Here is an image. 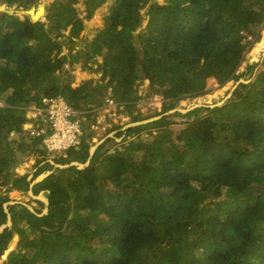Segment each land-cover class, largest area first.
I'll use <instances>...</instances> for the list:
<instances>
[{"label": "trees", "instance_id": "obj_1", "mask_svg": "<svg viewBox=\"0 0 264 264\" xmlns=\"http://www.w3.org/2000/svg\"><path fill=\"white\" fill-rule=\"evenodd\" d=\"M106 1L86 0L85 5ZM35 2L0 0L4 192L29 189L27 173H14L8 180L11 145L34 152L22 137L17 143L9 140L11 132L22 130L27 106H39L43 96L60 95L88 114L83 119L90 118L105 102L106 87L116 105L133 106L145 79L144 97L162 98V108L154 113L159 114L179 100L201 96L210 77L220 86L242 77L238 67L252 43L242 32L258 38L264 23V0H113L106 29L91 39L87 55V60L102 58L101 82L88 79L72 86L68 57L61 52L68 43L76 49L72 36L83 29L73 7L79 0L50 3L48 27L27 14L19 17L1 9L4 4L30 8ZM145 6L147 22L137 31L135 20ZM84 10L86 19L93 17L94 8ZM206 110L184 114V128L172 140L177 123L172 116L128 127L118 135L136 139L121 149L105 148L112 141L106 139L85 168H58L35 183V194L48 191L47 213L38 216L23 204L8 205L12 224L0 233L3 264H264V61L249 83ZM154 114L132 116L131 121ZM143 131L155 134L141 138ZM86 135L79 149H69L74 158L55 161L85 162L91 146ZM4 199L8 197L0 198V225L6 222ZM14 233L25 252L8 247Z\"/></svg>", "mask_w": 264, "mask_h": 264}, {"label": "rangeland", "instance_id": "obj_2", "mask_svg": "<svg viewBox=\"0 0 264 264\" xmlns=\"http://www.w3.org/2000/svg\"><path fill=\"white\" fill-rule=\"evenodd\" d=\"M53 1L54 0H40L39 8L35 9L38 19L45 24V27L50 26V19L46 17V14H45L46 7ZM85 1L86 0L84 1L79 0V2L73 5V7L75 6L74 9L76 10V15L80 17L83 22V29L80 31L79 36L77 37L72 36L76 42L74 44L76 49H73V48L69 49L71 46V43H68L63 46V51L61 52V55H64L65 53L66 56L70 60L74 58L77 59L75 64L73 62L69 67H68V63L65 64V67L69 68L72 75L74 76V81L72 82V86H76L80 82L84 80H88V79H93L94 81L101 82V78H99V76L101 75V71L98 72V69L102 67V58L98 55H94L92 58H89L88 60L86 59L91 53L89 42L100 31L106 29L105 25L109 17V6L113 4V0H107L103 4L93 3L91 4L90 7H86ZM157 1H163V0H157ZM84 7L94 8L95 12H94L93 17H91L90 19L85 18ZM3 8L7 9L10 12H14L19 17H22V15H26V13H24V9L22 7L17 6L16 4H13L12 6H7L4 4L1 6V9ZM29 9H31L30 10L31 12H34L33 5H31ZM140 13L141 15L135 20L137 31L142 29L147 22L148 16L146 15V6L141 9ZM51 33L52 35H55L57 32L55 29H53ZM67 34H68V30H65L64 35H67ZM263 35H264V23L259 29L258 38H255L254 42L252 41L250 46H248L247 49L244 51L241 64L238 67V71H240L241 73H244L243 76L240 78H245L246 80H248L247 83H249L253 79L258 67L264 61V44H262V46L259 47V44H261V39ZM106 53L112 54L113 52L111 51V52H106ZM253 63H257V64L253 65ZM85 64H90L92 66V69H88L87 67H85ZM93 72L96 73V78H88ZM234 83H235V80H230L224 85L220 86L216 83V81L213 78L210 77L207 79V89L201 96L179 100V102L174 108H177L178 110L180 109L188 110L189 107H193L192 109L201 108V111L198 112L197 114L202 115L207 112L206 110L207 108L216 106V104H218L221 101V99L224 96H226L229 89L232 87ZM146 88H147V80L144 79L141 81V84L138 87V90L135 92V96H137L138 99L135 105L133 106L132 105L126 106V104L125 106L124 104H119V105L115 104L110 107L105 106L106 108L105 107L98 108L96 111H98L99 113L94 115V117L92 113H90L92 116L90 118L86 117L88 118V120H86V123L89 124L90 126L92 125L91 127L87 128L86 139L88 140V143L93 145L94 143L98 142L100 139H103L110 132H114V134H112L113 136H109L108 138H106V139L112 138V141L108 140L105 144L106 145L105 148H108V149L110 148V151H111V150H114L115 148L121 149L122 148L121 145H123V143L126 144V142L129 139H131L132 137L135 138V135H132V134H128L127 136H124V134L118 135V133L120 131L123 132L126 130V129L122 130V127H124L126 124L134 122V121H131L132 116H137V117L147 116L149 114H154L155 112L156 113L159 112L160 109L162 108V98L159 95H156V94L151 95L149 98L144 97ZM106 90L108 91V94H110L109 87H106ZM108 94L106 96H108ZM4 96L5 95H3L0 99V105L5 104L3 102ZM106 96L103 97L104 101L106 99ZM6 97L8 98V95ZM103 105H105V102L103 103ZM178 110L173 111V108H172L167 111L161 112V113L167 112V115L172 116L171 118L177 122L176 125L173 126L174 131L172 133L171 140L175 138V134L179 130L184 128V122H185L184 114L190 111L188 110L186 112H180ZM159 114H156V115L154 114L153 116H150V117H155ZM92 117L94 118V120L91 119ZM154 134L155 132H152L151 135H148L146 131H143L141 132L140 135H143L141 138L151 139ZM19 136L20 137H18V140L20 141H21V137L23 139H29L30 141L29 147H32L31 149H34V152H30L27 149H23V153L25 154V158H24L25 161L22 165H19L16 170L18 174L26 172L28 175L31 176V179H34L36 177V174L38 175V173L40 174L41 172H45V171H50L51 173L53 172L54 174L58 173V171L56 170L60 167H58L57 164H61V163L56 162L55 158L61 161H67L68 159L75 157V155L71 152V150H67L63 152L65 154V157L62 156L63 155L62 152H55V151L47 152L43 150L41 154L40 151L37 149L39 144L37 143L35 145H31L32 144L31 139L29 138L27 133L25 134L23 133L22 135H19ZM9 139H11V136L9 137ZM50 161L53 162L55 165H52ZM67 163H64V164H67ZM21 169H24V171L21 172ZM33 194L35 193L33 192ZM6 196L8 197V199L7 200L4 199V202L12 201L14 203H18L17 201H19L20 204L24 205V203H26L30 205L34 210L39 209L41 210V212L45 207L44 202L41 201L42 202L41 204L39 202L33 201L35 199L30 197L27 191H24L22 193H17L16 191L11 190L10 192L6 191L5 193H3V190L1 189L0 198L1 197L5 198ZM69 203H71V201H69ZM17 239L18 237L16 233H14L12 235L11 241L9 242V246L13 245V249L17 250L16 252L18 253L25 252V249H26L25 245H18ZM3 261H4V258L1 256L0 264H3Z\"/></svg>", "mask_w": 264, "mask_h": 264}, {"label": "built area", "instance_id": "obj_3", "mask_svg": "<svg viewBox=\"0 0 264 264\" xmlns=\"http://www.w3.org/2000/svg\"><path fill=\"white\" fill-rule=\"evenodd\" d=\"M244 40L253 41L245 32ZM110 93V91H109ZM106 96L105 105L95 109L115 105V101ZM105 107V108H106ZM85 112L78 111L70 106L60 95L56 97L43 96L39 106H27L25 121L19 135L27 133L29 138L38 141V150L47 152H64L71 148L79 147L87 130L84 128L83 117ZM63 157L65 154L63 153Z\"/></svg>", "mask_w": 264, "mask_h": 264}, {"label": "water", "instance_id": "obj_4", "mask_svg": "<svg viewBox=\"0 0 264 264\" xmlns=\"http://www.w3.org/2000/svg\"><path fill=\"white\" fill-rule=\"evenodd\" d=\"M40 0H37V2H35L34 4H33V9H34V13L33 12H31L30 10L32 9H29V7L28 8H25V7H23V6H19V7H22L23 9H24V13H26L28 16H29V18H30V20L31 21H36V20H38V18L37 19H35L34 17H35V13H36V8L38 9L39 8V5H40V2H39ZM73 38V37H72ZM263 38H264V36H262V39H261V42H262V40H263ZM74 39V38H73ZM87 60V59H86ZM70 64H71V60L68 58V67L70 66ZM104 75V74H103ZM103 77V76H102ZM101 77V78H102ZM248 82V80H246L245 78H239L237 81H235V83L232 85V87L229 89V91H228V93L226 94V96H224L222 99H221V101H220V103H218V104H216V105H221V104H223L227 99H229L230 98V96L232 95V93L234 92V90L240 85V84H244V83H247ZM193 107H189L188 108V110H190V109H192ZM176 110H178L177 108H173V111H176ZM187 109H180V110H178V111H180V112H186V111H188ZM163 115H167V112L166 113H161V114H159V115H157V116H155V117H149V118H146V119H143V120H139V121H134V122H131V123H129V124H126L124 127H122V130H125L126 128H128V127H131V126H135V125H140V124H143V123H148V122H150V121H153V120H155V119H158V118H160L161 116H163ZM4 134V133H3ZM3 134H1V135H3ZM112 134H114V132H110L109 134H107L103 139H100L98 142H96V143H94L93 145H91L90 147H89V150H88V152H89V157H88V159L85 161V162H78V161H71V162H69V163H67V164H57V166L58 167H60V168H66V167H69V166H74V167H76V168H78V169H82V168H85L88 164H89V159H90V157L93 155V153H94V151H95V149L97 148V146L99 145V144H101L106 138H108L109 136H113ZM141 137L143 136V135H140ZM5 137V136H4ZM18 137H19V135H18ZM136 139V138H135ZM9 140H13V141H16V143L19 141L18 140V138H15V139H9ZM16 146V144L14 143V144H12L11 145V147H15ZM75 149H79V147H75ZM111 151H113V150H111ZM24 154H23V151L21 150V149H14V161L11 163V165L9 166V168H8V173H9V175L11 176L13 173H14V171L17 169V167L19 166V165H22L23 163H24ZM51 172L50 171H46L45 173L44 172H41L39 175H37L34 179H31V176H27V180H29L30 181V183H29V189L27 190V192H28V194L30 195V197H32V198H34V199H36V200H40V201H42V202H44V205H45V207H44V209L42 210V212L41 213H36L35 212V210L30 206V205H28V204H26V203H24V205L29 209V210H31L34 214H36V215H38V216H41V215H44V214H46L47 213V210H48V198L46 197V193H48V191H45V190H41V191H39L37 194H33V192H32V186L35 184V183H37V182H39V181H41V180H43L46 176H48L49 174H50ZM42 174H44V176H42ZM39 195H42V196H44L45 197V199H44V197H40ZM18 203H19V201H17ZM14 202H12V201H6V202H3L2 203V205H3V209H4V211H5V213H6V222L5 223H3V224H1L0 225V233L6 228V227H10L11 226V224H12V219H11V215H10V213L8 212V205H10V204H13Z\"/></svg>", "mask_w": 264, "mask_h": 264}, {"label": "crops", "instance_id": "obj_5", "mask_svg": "<svg viewBox=\"0 0 264 264\" xmlns=\"http://www.w3.org/2000/svg\"><path fill=\"white\" fill-rule=\"evenodd\" d=\"M74 64H75V62H74ZM74 64H73V65H74ZM100 71H101V68L98 69V72H100ZM97 113H99V112H98V111L93 112V113H92L93 117H94V115H96ZM93 117H92L91 119L94 120ZM86 120H88V118H84V119H83V122L85 123L86 127L88 128L89 124L86 123ZM93 120H92V121H93ZM89 121H90V119H89ZM89 121H88V122H89ZM28 141H29V140H28ZM31 141H32V140H31ZM23 154H24V153H23ZM24 158H25V154H24ZM50 163H52V165H55V164H54L53 162H51V161H50ZM24 166H25V165H24ZM22 168H23V167H22ZM23 171H24V169H21V172H23ZM29 176H30V175H29ZM4 188H5V187H2L3 193H5V192H4ZM12 190L16 191L17 193H22V191H18V190H16V189H12ZM8 246H9V244H8Z\"/></svg>", "mask_w": 264, "mask_h": 264}, {"label": "bare ground", "instance_id": "obj_6", "mask_svg": "<svg viewBox=\"0 0 264 264\" xmlns=\"http://www.w3.org/2000/svg\"><path fill=\"white\" fill-rule=\"evenodd\" d=\"M220 103V102H219ZM23 124V123H22ZM83 124H84V127L86 128V125H85V123L83 122ZM92 126V125H91ZM90 125H89V127H91ZM21 129H22V127H21ZM86 130H87V128H86ZM18 132H16V131H13V132H11V138L12 139H15V138H18ZM29 139H25V141H27V142H29L28 141ZM25 160V159H24ZM46 172V171H45ZM44 172V173H45ZM42 176H44V174H42ZM40 197H44V196H42V195H39ZM44 199H45V197H44Z\"/></svg>", "mask_w": 264, "mask_h": 264}, {"label": "flooded vegetation", "instance_id": "obj_7", "mask_svg": "<svg viewBox=\"0 0 264 264\" xmlns=\"http://www.w3.org/2000/svg\"><path fill=\"white\" fill-rule=\"evenodd\" d=\"M15 148H16V149H21V150L23 151L22 147L19 146V145H17V144H16V146L14 147V149H15ZM14 173L18 174L17 170H15ZM14 173H13V174H14ZM25 173H26V172H25ZM13 174L10 176L9 173H8V180H9V182L12 181ZM21 174H23V173H21ZM19 175H20V173H19ZM27 176H28V175H27Z\"/></svg>", "mask_w": 264, "mask_h": 264}, {"label": "clouds", "instance_id": "obj_8", "mask_svg": "<svg viewBox=\"0 0 264 264\" xmlns=\"http://www.w3.org/2000/svg\"><path fill=\"white\" fill-rule=\"evenodd\" d=\"M93 110H94V109H93ZM94 112H95V111H94ZM86 115H88V114H86ZM84 128H85V127H84ZM85 129H86V128H85ZM18 135H19V134H18ZM19 137H20V136H19ZM30 139H31V138H30ZM31 140H32V139H31ZM19 141H20V140H19ZM19 141H18V142H19ZM37 142H38V141H37Z\"/></svg>", "mask_w": 264, "mask_h": 264}]
</instances>
